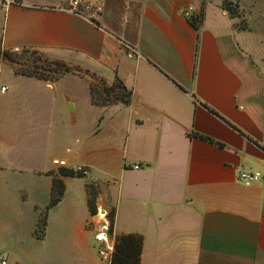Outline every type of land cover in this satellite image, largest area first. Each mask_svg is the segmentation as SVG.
<instances>
[{
	"label": "crops",
	"instance_id": "obj_1",
	"mask_svg": "<svg viewBox=\"0 0 264 264\" xmlns=\"http://www.w3.org/2000/svg\"><path fill=\"white\" fill-rule=\"evenodd\" d=\"M72 1L0 5L1 48L37 50L106 83L116 77L132 100L75 106L66 97V106H8L15 79L0 81L7 86L0 95V259L47 264L57 254L77 262L93 254L91 242L98 244L87 223L98 218L87 209L88 184L96 212L113 211L115 236L142 237L139 264H264V41L253 39V19L262 20L264 8L236 0L235 21L222 0ZM187 5L196 27L181 14ZM130 50L139 57H128ZM11 73L47 89L57 82L49 87ZM82 112L90 128L85 143L60 128ZM53 158L68 169L86 167V181L59 177ZM240 171L260 178L244 186ZM97 173L111 184L102 188ZM53 177L64 193L37 239ZM96 257L93 264H106Z\"/></svg>",
	"mask_w": 264,
	"mask_h": 264
},
{
	"label": "trees",
	"instance_id": "obj_2",
	"mask_svg": "<svg viewBox=\"0 0 264 264\" xmlns=\"http://www.w3.org/2000/svg\"><path fill=\"white\" fill-rule=\"evenodd\" d=\"M225 8L231 16L238 15L237 8L226 6ZM193 27H196L199 21L189 20ZM32 50V49H31ZM6 61L12 67V72L18 76L32 77L43 81L56 80L66 74L80 75L78 67L66 65L63 61L49 59L43 55H33L28 49L22 48L19 52H13L10 49H2L0 46V63ZM48 71L54 74H45ZM75 72V73H73ZM85 71L84 73H86ZM94 82H88V93L90 102L94 106H108L120 103L128 106L132 100V92L127 89L123 83L114 78L111 83H106L102 78L93 76ZM189 137L201 139L203 141L222 147L223 145L213 139L200 135L195 132L187 133ZM59 177L82 178L78 172L68 168H58ZM59 177H53L50 190V198L47 206L40 212L33 235L37 239H41L44 234L46 225V217L48 209L54 207L62 198L64 193V184ZM86 205L90 215L96 214V191L92 185H86ZM108 219L113 225V211L107 213ZM142 248V237L138 234H121L115 236L114 250L111 256L110 264H139V257Z\"/></svg>",
	"mask_w": 264,
	"mask_h": 264
},
{
	"label": "rangeland",
	"instance_id": "obj_3",
	"mask_svg": "<svg viewBox=\"0 0 264 264\" xmlns=\"http://www.w3.org/2000/svg\"><path fill=\"white\" fill-rule=\"evenodd\" d=\"M255 4L253 6H248V8L253 9H260L264 8V5H256L258 2H262V0H255ZM223 6L229 5L236 7L238 9V6L236 5V0H222ZM242 7V6H241ZM244 6L242 7V9ZM247 8V9H248ZM264 13V12H263ZM229 14V13H228ZM229 16L235 21L239 18H241V11L239 10L237 17L236 16ZM242 21V20H240ZM254 24L257 25V27L254 26L255 34H254V40L264 41V14L262 20L255 18L253 19ZM243 22V21H242ZM242 22H238V25L242 24ZM261 25V26H260ZM264 43V42H263ZM20 50L16 51L19 52ZM28 52L33 55H43L41 52L37 50H31L28 49ZM45 56V55H43ZM12 67L10 64H8L6 61H2L0 63V81H12L13 78L15 79L14 86L12 88L13 96L10 100L8 106H38L39 104L44 103L47 101L48 106H66V97L71 98L75 102V106H94L91 105L89 102V93H88V82H94V79L92 77H89L90 80H88V77H84L83 75H80V78L78 76H72V75H66L63 78L59 77L56 80L47 81L49 87H52V84H54L53 89H47L41 83H37L35 81H31L34 83H31L28 85V79H18L11 73ZM45 74L51 75V78H54V74L49 73L48 71H44ZM75 73V72H73ZM71 74V73H70ZM61 78V79H60ZM25 111L22 109L21 112L23 114L26 113L27 109L26 107H23ZM27 120V117H26ZM26 123L23 118H20V120L17 121V124L19 126L18 131L23 132L26 129ZM60 128L64 132H76V138L79 139L80 142L85 143L87 142V138L84 137V134L86 131H88L89 125L87 121V116L84 112L80 115L77 122L72 125L68 120L64 121ZM101 179V187L104 188L106 184L108 186L111 184L110 178L103 175L98 174ZM80 181H86V178H80ZM108 182V183H107ZM93 248L91 255L89 256H80L81 261L77 262L74 258V256L69 254H57L54 257L55 260H51V258L47 261V264H85L84 262H88V264H93L94 260H97L96 258V252L95 249H97L96 244L94 242H91ZM51 257V256H50ZM99 258V257H98Z\"/></svg>",
	"mask_w": 264,
	"mask_h": 264
},
{
	"label": "built area",
	"instance_id": "obj_4",
	"mask_svg": "<svg viewBox=\"0 0 264 264\" xmlns=\"http://www.w3.org/2000/svg\"><path fill=\"white\" fill-rule=\"evenodd\" d=\"M13 0H0V5L2 7L7 6L12 3ZM78 4L77 0L72 1V5L75 7ZM193 7L191 5H187L181 10V14L186 20H191V16L193 13ZM71 11V10H70ZM20 49L15 48L11 49V51L16 52ZM128 57H139V54L134 50H130L127 54ZM7 90V86L0 84V95L4 94ZM51 164L58 168H65L66 162L63 159L53 158L51 159ZM133 169H138L139 166L134 164L132 165ZM72 170L78 172L81 176H86L87 168L84 166H76ZM260 174L258 172H248V171H240L238 173V179L242 182L244 186H248L251 183L259 180ZM95 216L98 218V221L87 223V226H92V230L94 232L93 237L98 244L97 248V256L100 260L105 262L106 264H110L111 256L114 250L115 243V235L112 230V226L110 220L108 219L107 213L96 212ZM0 264H6V261L0 259Z\"/></svg>",
	"mask_w": 264,
	"mask_h": 264
}]
</instances>
